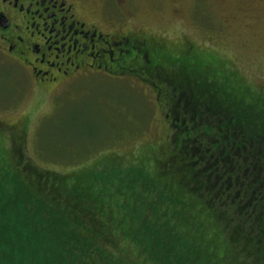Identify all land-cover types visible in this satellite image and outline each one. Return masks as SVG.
Listing matches in <instances>:
<instances>
[{"label":"trees","instance_id":"1","mask_svg":"<svg viewBox=\"0 0 264 264\" xmlns=\"http://www.w3.org/2000/svg\"><path fill=\"white\" fill-rule=\"evenodd\" d=\"M173 82L158 173L112 160L50 204L38 170L0 160V264H264V101Z\"/></svg>","mask_w":264,"mask_h":264},{"label":"rangeland","instance_id":"2","mask_svg":"<svg viewBox=\"0 0 264 264\" xmlns=\"http://www.w3.org/2000/svg\"><path fill=\"white\" fill-rule=\"evenodd\" d=\"M80 1L115 41L141 44L134 59L42 84L0 51V160L15 151L38 170L56 193L50 204L65 202L69 177L112 160L158 173L151 162L172 136L166 92L174 97L184 75L206 78L227 101H264V0Z\"/></svg>","mask_w":264,"mask_h":264},{"label":"flooded vegetation","instance_id":"3","mask_svg":"<svg viewBox=\"0 0 264 264\" xmlns=\"http://www.w3.org/2000/svg\"><path fill=\"white\" fill-rule=\"evenodd\" d=\"M80 0H0V51L23 64L42 84L128 63L141 44L115 41L85 18ZM127 43V44H126ZM129 57V58H128ZM14 58V59H13Z\"/></svg>","mask_w":264,"mask_h":264}]
</instances>
